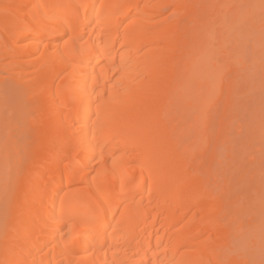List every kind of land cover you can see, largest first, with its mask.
I'll use <instances>...</instances> for the list:
<instances>
[{
	"label": "bare ground",
	"instance_id": "bare-ground-1",
	"mask_svg": "<svg viewBox=\"0 0 264 264\" xmlns=\"http://www.w3.org/2000/svg\"><path fill=\"white\" fill-rule=\"evenodd\" d=\"M255 101L264 0H0V264H249Z\"/></svg>",
	"mask_w": 264,
	"mask_h": 264
},
{
	"label": "rangeland",
	"instance_id": "rangeland-1",
	"mask_svg": "<svg viewBox=\"0 0 264 264\" xmlns=\"http://www.w3.org/2000/svg\"><path fill=\"white\" fill-rule=\"evenodd\" d=\"M253 102H254V100H253ZM251 103L250 102V105H249V111H253V112H255L256 110L254 109V108H256L255 106H257V108H258V110L261 112V114H260V112H259V115H257V116H259V119H264L263 118V114H264V105L262 104V106L260 107H258V103H257V101H255L256 102V104L255 103ZM264 103V102H263ZM255 106H254V105ZM254 106V107H253ZM251 107V108H250ZM253 108V109H252ZM263 108V109H262ZM248 112V113H246L247 115H245V116H243L242 115V120L240 121V124L241 125H243V135H241V136H238L237 135V133L235 132V137H234V146H233V144H232V149L234 148V150H232V154H233V157H234V159L237 161V162H240L243 158L244 159H246V157H247V154H248V156L250 157V155L251 156H255V159H256V161H258V162H255L256 164H257V166L256 165H250V163H245V165L244 166H246L245 168H241V167H243V166H241L240 168L242 169V171L240 170V174L238 175V177L240 176V175H242V173L243 172H246V170H247V172L246 173H248V172H250V174L249 175H253V173H254V170L253 169H255V168H257L256 170L257 171H259L260 172V174H258V175H256V177L257 178H255V180H253L254 182H252V184H255V181H257V182H262V181H264V180H262V179H264V154H263V150H264V132H263V135H262V133L259 131V128H257V126H258V117H257V119H255L254 117H253V115H254V113L253 112ZM257 112V111H256ZM252 114V115H251ZM257 114V113H256ZM249 116V117H248ZM253 117V118H252ZM246 118V119H245ZM240 119H241V117H240ZM245 119V120H244ZM245 121H247V123L245 122ZM256 121V122H255ZM250 123V124H249ZM247 124V125H246ZM246 128V129H245ZM252 128V129H251ZM254 128V129H253ZM257 128V129H256ZM249 129H250V131H249ZM257 130V131H256ZM263 130V129H262ZM255 131V132H254ZM246 132V133H245ZM257 132V133H256ZM249 133H251V134H249ZM254 133V134H253ZM236 135H237V137H236ZM262 135V136H261ZM240 137V138H239ZM255 137H257V138H255ZM256 139H258V140H256ZM236 140V141H235ZM260 140V141H259ZM262 140V141H261ZM251 143H250V142ZM240 143V144H239ZM245 144H247L246 146H245ZM238 145V146H237ZM251 145V146H250ZM255 145V146H254ZM241 146V147H240ZM238 147V148H237ZM240 147V148H239ZM251 147L253 148V150L251 149ZM260 147V148H259ZM220 148V149H219ZM218 148V150H217V152H218V161L219 162H221V160H222V163H225V164H227L226 162H228V160H226L227 159V151H224L225 149L224 148H221V147H219ZM237 148V149H236ZM244 148V149H243ZM250 148V149H249ZM240 149V150H239ZM221 151V152H220ZM244 151L246 152L245 153V155H244ZM248 151V152H247ZM259 151L261 152V153H259ZM255 152H257V153H255ZM226 154V155H225ZM256 154V155H255ZM259 157H258V156ZM262 155V156H261ZM253 156V157H254ZM221 157V158H220ZM223 157V158H222ZM238 157V158H237ZM248 157V158H249ZM239 158H241V160L239 159ZM243 159V160H244ZM258 159V160H257ZM239 160V161H238ZM226 161V162H225ZM245 161V160H244ZM248 162H249V160H247ZM241 163H243L244 164V162L242 161ZM224 164V166H226ZM259 164H261V165H259ZM248 165V166H247ZM263 165V166H262ZM218 166H220L221 167V165H218ZM217 166V167H218ZM261 167H262V169H261ZM244 169H245V171H244ZM256 170H255V173L257 174V172H256ZM251 172H252V174H251ZM261 173H263L262 175H261ZM243 175H244V173H243ZM259 175H261L262 177H260ZM235 177H237V176H235ZM234 177V179H237L236 181L235 180H233V182L232 183H235V182H242L241 180L239 181L238 180V178H235ZM259 178H260V180H259ZM257 179V180H256ZM221 180H222V178H221ZM220 180V184H221V181ZM248 180V179H247ZM249 181L250 180H248L247 181V183H246V181H244L242 184L241 183H238V185H241V186H238L239 187V192L240 193H238V188H236V192H237V194H241V190H242V192H247V194H245V193H242L241 195H243L244 194V197H246V195L248 196V194H249V190L248 189H250L252 186H251V184L249 183ZM256 182V184H258ZM263 183V182H262ZM247 186V188H245L246 186ZM248 184V185H247ZM250 184V185H249ZM234 185V184H233ZM259 185V184H258ZM235 187H237V183H235V185H234ZM254 186V185H253ZM249 187V188H248ZM243 188V189H242ZM253 188V187H252ZM246 189H247V191H246ZM262 206H263V208H262ZM262 206L260 207V209H258V208H256V210L254 209L253 211H250V213H251V215H250V213L248 214V212L246 213V215H244V220H246V219H248V220H250V218H252V219H255V226L254 227H252L253 228V230L254 231H252V229H251V231H249V237H251V236H253V239H252V237L251 238H248V240L249 241H251V240H255L256 241V243H255V245H252V247H254V248H249L248 247V245L249 246H251L250 244H252V243H250L248 240H244L242 243H241V241H240V245L238 246V248H239V250H240V252L241 253H243L244 255H245V260H247V263H251V264H261V261H264V220H263V218H264V204H262ZM258 209V210H257ZM259 211H260V213H259ZM254 212V213H253ZM256 213V214H255ZM259 213V214H258ZM250 216V217H249ZM260 217V218H259ZM262 219V220H261ZM258 220H261V221H258ZM249 221H246V223H248ZM258 224H260V225H258ZM260 228V229H259ZM257 229V230H256ZM261 231V233L259 234V232ZM251 232H253V233H251ZM258 233V234H257ZM253 234V235H252ZM246 235H248V233H246V234H244V236L242 237L243 239L246 237L247 238V236ZM256 235H257V237H256ZM260 237H259V236ZM259 240H258V239ZM247 245V246H246ZM257 245V246H256ZM244 247V248H243ZM245 248H247L246 250H248V252H245L246 250H245ZM258 248V249H257ZM251 249H252V251H251ZM254 249V250H253ZM245 250V251H244ZM249 253V254H248ZM248 255V256H247ZM252 255V256H251ZM249 257V258H248ZM255 257V258H254ZM253 260H251V259ZM258 259V260H257ZM257 260V261H256ZM259 262V263H258ZM249 263V264H250Z\"/></svg>",
	"mask_w": 264,
	"mask_h": 264
},
{
	"label": "snow or ice",
	"instance_id": "snow-or-ice-1",
	"mask_svg": "<svg viewBox=\"0 0 264 264\" xmlns=\"http://www.w3.org/2000/svg\"><path fill=\"white\" fill-rule=\"evenodd\" d=\"M223 264H227V262H223ZM261 264H264V261H262Z\"/></svg>",
	"mask_w": 264,
	"mask_h": 264
}]
</instances>
